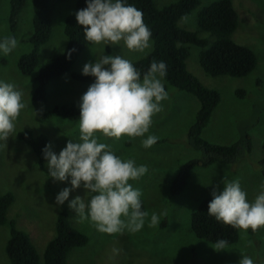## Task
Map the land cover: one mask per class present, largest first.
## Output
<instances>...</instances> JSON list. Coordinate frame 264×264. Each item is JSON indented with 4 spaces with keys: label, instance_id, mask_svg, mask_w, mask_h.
Returning <instances> with one entry per match:
<instances>
[{
    "label": "rangeland",
    "instance_id": "374dc122",
    "mask_svg": "<svg viewBox=\"0 0 264 264\" xmlns=\"http://www.w3.org/2000/svg\"><path fill=\"white\" fill-rule=\"evenodd\" d=\"M8 1L0 0V39L9 36ZM153 1L156 7H160L175 0ZM211 1L198 0L195 8L177 20V26L197 31L198 37L207 43L212 41L214 35L196 26L197 12ZM230 1L237 13V24L229 38L254 53L256 64L253 70L240 77L211 76L199 67V48L194 45H188L184 64L201 84L219 94V101L201 130V136L211 143L230 144L245 133L249 137V151L242 148L240 157L232 163L216 162L206 167H194L183 190L177 195H169V183L179 167L192 157L202 156V152L186 143V131L193 121L198 101L191 94L163 81L168 98L160 102L162 110L153 115L152 124L144 136H123L116 140L95 133L98 142L108 144L122 160L132 159L136 166L146 165L148 168L139 180L129 181L133 188L142 192L141 210L149 213L143 228L136 233L125 230L122 234L108 235L99 232L89 220L81 221L79 215L68 207L77 196L86 202L90 200L91 194L84 189L83 183L70 191L63 205H57V194L64 188L71 189V178L59 181L48 176L47 160L42 168L39 167L31 149L16 137V132L24 128L33 133L45 132L51 151L57 156L69 139L79 142V119L39 118L37 113L55 104L79 106L80 97L93 83L76 81L66 73L48 83L44 100L32 102L30 97L35 83L31 76L17 70L14 61L30 48L31 0H26L12 36L18 41L17 47L8 55L0 52V82L14 84L16 90L22 92L25 104L14 121V132L5 142L0 141V192L13 194L6 217L14 221L17 229L28 234L40 257L46 242L53 236L56 215L65 208L70 224L88 237L85 245L69 250L68 264H239L243 256L250 257L253 264H264V227L252 234L238 229L236 241L220 251L213 249L215 244L196 238L189 228L190 213L199 200L212 197L213 187L222 191L225 180L238 179L249 202L254 201L264 185L259 163L264 139V0ZM73 9L74 0L56 7L51 16L49 39L40 49L41 60L55 56L64 48L63 18ZM149 43L150 47L144 52H135L129 51L123 41L118 45L90 42L71 70L82 73L86 63H94L103 55L139 59L150 50L151 40ZM239 90L243 95L236 94ZM149 135L158 140L152 147L144 148L142 141ZM153 213L159 216V224L149 227ZM8 236V226L0 225V264L7 263L4 244Z\"/></svg>",
    "mask_w": 264,
    "mask_h": 264
},
{
    "label": "clouds",
    "instance_id": "9594fccd",
    "mask_svg": "<svg viewBox=\"0 0 264 264\" xmlns=\"http://www.w3.org/2000/svg\"><path fill=\"white\" fill-rule=\"evenodd\" d=\"M79 25L84 26V38L93 44L118 45L123 41L129 51L144 52L150 47L151 31L144 23L143 13L123 0H87V7L75 14ZM15 37L0 39V52L8 55L16 47ZM69 51V56L71 54ZM106 65L110 67H105ZM167 66L152 62L143 75L133 63L121 56L103 55L94 63H86L82 75L95 77V81L80 97L79 142L68 140L57 156L51 146L43 149L47 160L48 176L65 181L69 177L71 189L64 188L55 200L63 205L70 191L81 186L90 195L87 202L77 196L68 204L80 220H89L101 233L113 235L140 231L149 213L142 211V192L129 181L139 180L148 172L146 165L136 166L134 160H122L106 143L98 142L95 133L106 138L121 139L142 137L149 131L154 114L162 110L161 101L168 98L163 77ZM22 92L14 84L0 82V141L5 142L15 130L14 121L25 104ZM158 138L147 136L144 148L152 147ZM208 215L224 225L247 232L264 227V185L254 201L247 200L239 180H225L222 191L213 187ZM159 224L153 213L149 227ZM228 242L218 240L213 249L224 250ZM117 251V250H114ZM239 264H253L243 256Z\"/></svg>",
    "mask_w": 264,
    "mask_h": 264
},
{
    "label": "trees",
    "instance_id": "16d2710c",
    "mask_svg": "<svg viewBox=\"0 0 264 264\" xmlns=\"http://www.w3.org/2000/svg\"><path fill=\"white\" fill-rule=\"evenodd\" d=\"M68 0H31L30 3V48L15 58L17 70L31 76L34 88L31 93L32 102L44 100L48 83L59 76L69 73L70 77L79 82H94L95 77L85 76L72 71L71 67L80 56L83 48L90 42L84 38V26L77 23L75 14L87 7V0H74V9L64 16L62 33L66 39L64 48L51 58L41 60L40 49L49 39L51 31V16L56 7H62ZM26 0H9L7 27L9 36H14L19 14ZM126 5H133L143 13L144 23L149 27L151 48L141 58L129 60L143 75L152 62H163L167 72L163 81L178 90L191 94L198 101L192 123L186 131V143L202 152L200 157L186 160L172 177L168 194H179L185 187L194 167H206L212 163H232L242 148L249 151V137L244 133L237 141L230 144L211 143L201 136L209 116L219 101L216 90L205 87L185 67L188 56V45L199 48L198 65L201 70L211 76L227 75L244 76L253 70L256 64L254 53L245 45L229 38L237 24V13L230 0H213L203 6L196 15V26L199 30L208 31L214 39L207 43L198 37L197 31L177 26L179 18L185 16L198 5V0H175L156 7L153 0H123ZM71 54L69 56V51ZM165 88V87H164ZM243 95V91H236ZM39 118L64 117L79 119V106L69 104L50 105L37 113ZM16 137L33 152L39 167H43V149L49 145L45 132L33 133L29 128L20 129ZM262 157L259 160L261 172L264 175V139L261 142ZM212 197L199 200L190 213L189 228L199 239L215 244L218 240H226L232 244L237 239V230L224 225L208 215V204ZM13 201L10 191L0 192V225L8 226L9 236L4 244L7 258L6 264H68L67 253L73 247L83 246L88 237L74 228L67 216V210L61 209L56 215L53 236L46 242L41 257L37 253L28 234L17 229L12 219H7L6 211ZM249 233H253L248 229ZM227 244V245H228Z\"/></svg>",
    "mask_w": 264,
    "mask_h": 264
}]
</instances>
